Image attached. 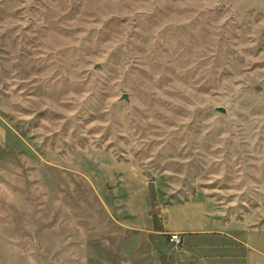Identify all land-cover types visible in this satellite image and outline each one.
I'll return each instance as SVG.
<instances>
[{
	"label": "rangeland",
	"instance_id": "rangeland-1",
	"mask_svg": "<svg viewBox=\"0 0 264 264\" xmlns=\"http://www.w3.org/2000/svg\"><path fill=\"white\" fill-rule=\"evenodd\" d=\"M201 208L264 264V0H0V264H169Z\"/></svg>",
	"mask_w": 264,
	"mask_h": 264
},
{
	"label": "crops",
	"instance_id": "crops-1",
	"mask_svg": "<svg viewBox=\"0 0 264 264\" xmlns=\"http://www.w3.org/2000/svg\"><path fill=\"white\" fill-rule=\"evenodd\" d=\"M220 225L219 218L202 208L196 215L184 218L178 229L170 231L180 235L181 246L178 251L181 253H178L179 257H172L174 262L169 264H250L247 260L250 250L246 242L231 238L230 234L219 228ZM199 234L206 235V238L190 237ZM210 235L219 238L211 239Z\"/></svg>",
	"mask_w": 264,
	"mask_h": 264
},
{
	"label": "built area",
	"instance_id": "built-area-1",
	"mask_svg": "<svg viewBox=\"0 0 264 264\" xmlns=\"http://www.w3.org/2000/svg\"><path fill=\"white\" fill-rule=\"evenodd\" d=\"M170 241L174 242L176 245L179 244L180 241H181L180 235L178 233H176V232L171 233Z\"/></svg>",
	"mask_w": 264,
	"mask_h": 264
},
{
	"label": "water",
	"instance_id": "water-1",
	"mask_svg": "<svg viewBox=\"0 0 264 264\" xmlns=\"http://www.w3.org/2000/svg\"><path fill=\"white\" fill-rule=\"evenodd\" d=\"M122 97L125 98V99L127 98L126 95H122ZM218 110L224 111V109L222 107H219Z\"/></svg>",
	"mask_w": 264,
	"mask_h": 264
}]
</instances>
